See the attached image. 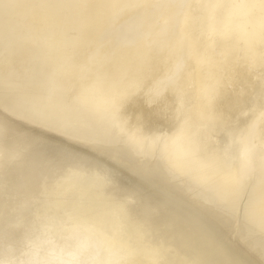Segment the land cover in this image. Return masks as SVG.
Instances as JSON below:
<instances>
[{
    "label": "bare ground",
    "instance_id": "bare-ground-1",
    "mask_svg": "<svg viewBox=\"0 0 264 264\" xmlns=\"http://www.w3.org/2000/svg\"><path fill=\"white\" fill-rule=\"evenodd\" d=\"M0 264H264V0H0Z\"/></svg>",
    "mask_w": 264,
    "mask_h": 264
}]
</instances>
